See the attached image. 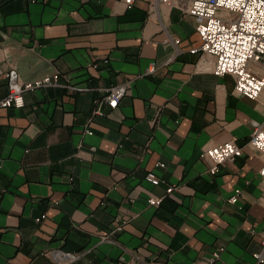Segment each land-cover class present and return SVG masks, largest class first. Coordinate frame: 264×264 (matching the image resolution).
I'll use <instances>...</instances> for the list:
<instances>
[{
  "label": "crops",
  "instance_id": "obj_1",
  "mask_svg": "<svg viewBox=\"0 0 264 264\" xmlns=\"http://www.w3.org/2000/svg\"><path fill=\"white\" fill-rule=\"evenodd\" d=\"M185 7L0 0V99L11 68L22 81L58 71L79 88L0 107V264H67L65 253L78 255L70 264H207L220 249L217 264H254L264 155L247 142L264 125V91L235 95L214 57L190 52L200 38ZM117 86L118 106L96 114ZM227 142L243 154L210 176L202 154ZM149 171L164 183L146 182Z\"/></svg>",
  "mask_w": 264,
  "mask_h": 264
},
{
  "label": "built area",
  "instance_id": "obj_2",
  "mask_svg": "<svg viewBox=\"0 0 264 264\" xmlns=\"http://www.w3.org/2000/svg\"><path fill=\"white\" fill-rule=\"evenodd\" d=\"M126 9H131L135 2L148 3L151 9L160 4L174 6L185 3L184 12L195 20V30L200 38V45L191 53H203L214 57L213 73L217 77L229 75L234 80L233 93L237 96L256 100L264 91V0H119ZM58 75L45 76L34 81H22L15 68L5 73L7 94L0 99V107L20 109L24 106V94L38 89H46L59 85ZM79 90L78 87L70 88ZM96 108L95 113L101 115L100 106L103 102L111 109L117 107L120 97L124 94V87H115ZM264 125L252 123V131L247 145L254 151L264 154ZM87 134H91L86 131ZM242 156V147L234 142H227L207 148L202 158L207 161V172L215 176L225 163H232ZM264 188V165L258 172ZM145 181L153 186L164 183L153 172L145 174ZM172 189L166 190L171 193ZM239 191H236L238 194ZM235 194V195H236ZM234 195V196H235ZM162 197L149 198L148 204L158 207ZM234 201V197H230ZM41 218L36 219L40 222ZM122 227L118 226L117 230ZM218 256L217 254H213ZM255 264H264V241L260 251L254 253ZM212 258V257H211ZM207 264H215L210 259Z\"/></svg>",
  "mask_w": 264,
  "mask_h": 264
},
{
  "label": "rangeland",
  "instance_id": "obj_3",
  "mask_svg": "<svg viewBox=\"0 0 264 264\" xmlns=\"http://www.w3.org/2000/svg\"><path fill=\"white\" fill-rule=\"evenodd\" d=\"M124 6V5H123ZM196 31V30H195ZM201 42V41H200ZM200 45V44H199ZM197 48V47H196ZM193 49H195V48H193ZM193 49H191V50H193ZM191 52V51H190ZM200 53V52H199ZM198 54V53H197ZM201 54H203V53H201ZM214 67H215V63H214ZM214 67H213V70H214ZM55 74H57L58 75V78H57V81H58V83H59V85L62 83V81H63V79H65V77H64V75H62L61 73H59L58 71H54V73H52L51 75L53 76V75H55ZM214 74V73H213ZM51 75H48V76H51ZM66 80V79H65ZM27 82V81H26ZM233 82H234V80H233ZM69 84H71V83H69ZM62 85V84H61ZM65 86V85H64ZM53 87H57V86H53ZM58 87H60V86H58ZM73 87H77V86H74L73 84L72 85H66L65 86V88L66 89H69L70 91H71V89L70 88H73ZM118 87V86H117ZM113 88H115V87H113ZM112 89V88H111ZM233 89H234V87H233ZM124 90L126 91V87H124ZM7 91H8V89H7ZM75 91V90H74ZM111 92H110V90L109 89H107V91H105V95H104V97L102 98V100L103 99H105V97H107L109 94H110ZM125 93L126 92H124V94L120 97V99H119V101L124 97V95H125ZM7 94V93H6ZM259 98V97H258ZM257 98V99H258ZM256 99V100H257ZM255 100V101H256ZM104 101V100H103ZM119 101H118V104H119ZM25 103V102H24ZM103 103H105L106 104V102H103ZM118 104H117V106H118ZM25 105V104H24ZM24 107V106H23ZM108 108H110V107H108ZM21 109V108H20ZM111 109V108H110ZM264 127V126H263ZM248 146V145H247ZM252 149V148H251ZM206 150V149H205ZM253 150V149H252ZM256 152V151H255ZM258 153V152H257ZM242 154H243V152H242ZM260 154V153H259ZM262 155H264V154H262ZM154 172V171H153ZM158 178H160V177H158ZM144 179H145V176H144ZM161 179V178H160ZM162 181H164L163 179H161ZM161 184H163V183H161ZM160 185V184H159ZM158 186V185H157ZM169 188H171L172 189V191H173V187H168L167 189H169ZM166 189V190H167ZM172 191H171V193H172ZM239 191V190H238ZM165 193H166V191H165ZM171 193H166V196L167 195H170ZM236 191H235V193L232 195L233 197H234V201H230V198H229V202L230 203H235L236 202V200H237V195L238 194H236ZM235 195V196H234ZM166 196H163L162 197V200H163V198L164 197H166ZM161 198V197H160ZM159 199V198H158ZM151 206V205H150ZM153 207V206H152ZM119 226H121V225H119ZM260 247H261V245H260ZM260 251V250H259ZM221 252V249L220 250H217V251H215L214 253L215 254H217L218 256H212V260L213 261H215V264H217V261H218V259H219V253ZM213 253V254H214ZM212 254V255H213ZM62 258H64V260H65V263H67V264H70L72 261H74L75 259H77L78 258V255H75V254H71V253H68V254H63V256H62ZM254 260V259H253ZM208 263V262H207ZM148 264H153V263H148ZM254 264H255V260H254Z\"/></svg>",
  "mask_w": 264,
  "mask_h": 264
},
{
  "label": "trees",
  "instance_id": "obj_4",
  "mask_svg": "<svg viewBox=\"0 0 264 264\" xmlns=\"http://www.w3.org/2000/svg\"><path fill=\"white\" fill-rule=\"evenodd\" d=\"M164 199H165V197L163 198V200H164ZM163 200H162V201H163ZM162 201H161V203H162ZM161 203H160V205H161ZM160 205H159V206H160ZM159 206H158V207H159Z\"/></svg>",
  "mask_w": 264,
  "mask_h": 264
}]
</instances>
